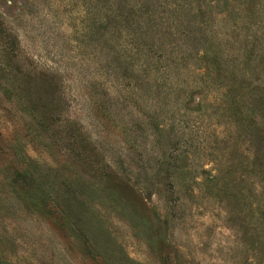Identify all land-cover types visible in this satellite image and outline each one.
<instances>
[{"label":"rangeland","instance_id":"obj_1","mask_svg":"<svg viewBox=\"0 0 264 264\" xmlns=\"http://www.w3.org/2000/svg\"><path fill=\"white\" fill-rule=\"evenodd\" d=\"M1 25L0 264H264V0H0Z\"/></svg>","mask_w":264,"mask_h":264},{"label":"trees","instance_id":"obj_2","mask_svg":"<svg viewBox=\"0 0 264 264\" xmlns=\"http://www.w3.org/2000/svg\"><path fill=\"white\" fill-rule=\"evenodd\" d=\"M10 38V36L8 35V33L6 32V30L4 29V27L1 25L0 26V39L2 41L3 44H7L9 46L10 49H12L13 47H15L14 43L9 42L7 39ZM5 64V63H4ZM9 63H7V66L9 67ZM87 158V157H85ZM83 158V159H85ZM97 172H99V174H102L101 171L98 169ZM96 172V173H97Z\"/></svg>","mask_w":264,"mask_h":264}]
</instances>
